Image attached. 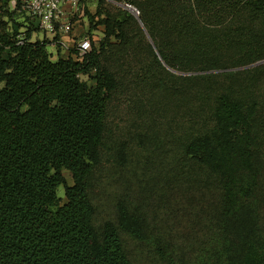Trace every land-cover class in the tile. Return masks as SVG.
Returning a JSON list of instances; mask_svg holds the SVG:
<instances>
[{
  "label": "trees",
  "instance_id": "obj_1",
  "mask_svg": "<svg viewBox=\"0 0 264 264\" xmlns=\"http://www.w3.org/2000/svg\"><path fill=\"white\" fill-rule=\"evenodd\" d=\"M11 1L0 0V264H134L121 231L150 242L141 214L119 198L116 220L98 229L89 193L102 158L109 103L122 83L109 60L142 44L157 73L166 65L200 70L194 76L200 78L219 68L226 76L237 74L232 68L264 58V0H128L140 10L138 19L154 46L130 11L100 0L95 13L85 14L89 33L100 23L104 35L90 38L81 60L74 48V57L53 59L50 40L33 39L37 21L24 16L21 0L15 6ZM214 101L212 124L183 147L220 193L217 226L197 248L194 264H264L258 104L231 89ZM118 154L125 163V143ZM154 245L167 256L161 243Z\"/></svg>",
  "mask_w": 264,
  "mask_h": 264
},
{
  "label": "rangeland",
  "instance_id": "obj_2",
  "mask_svg": "<svg viewBox=\"0 0 264 264\" xmlns=\"http://www.w3.org/2000/svg\"><path fill=\"white\" fill-rule=\"evenodd\" d=\"M99 1L83 0L71 17L72 29L63 40L75 51L85 37L99 41L104 35V25L100 23L89 33L90 21L85 14L86 9L95 13ZM108 4L123 8L118 0ZM24 16L33 20L28 12ZM136 18L147 42L152 43ZM22 20L23 16L18 19ZM38 28L33 39L47 37L51 42L48 49L56 59L62 45L60 38ZM75 55L81 60L82 55ZM109 63L122 83L110 100L102 158L89 179L95 225L102 229L106 220L115 221L116 203L124 198L131 209L141 214L152 236L150 242H139L121 231L134 264H194L197 248L217 226L220 193L209 172L185 157L184 144L212 124L211 111L220 91L231 89L246 101H256L257 155L263 170L260 192L264 202V58L232 68L237 74L226 76L219 68L205 78L194 77L204 73L200 70L184 72L166 65L165 71L157 73L152 56L142 44L124 56H112ZM198 66L201 64L193 65ZM148 67L156 70L146 75ZM83 78L94 84L88 75ZM122 143L126 144L125 163L120 162L118 154ZM64 174L72 183L71 173L64 170ZM57 191L65 195L63 185ZM157 242L167 256L157 250Z\"/></svg>",
  "mask_w": 264,
  "mask_h": 264
},
{
  "label": "built area",
  "instance_id": "obj_3",
  "mask_svg": "<svg viewBox=\"0 0 264 264\" xmlns=\"http://www.w3.org/2000/svg\"><path fill=\"white\" fill-rule=\"evenodd\" d=\"M83 0H21V5L39 27L48 33L58 34L61 31L69 32L73 22L71 17L79 10ZM115 2L116 0H106ZM120 5L138 17L140 10L128 0H118ZM63 45V42L60 40ZM87 45V47H85ZM77 53L85 54L90 49V38L85 37L84 43L76 46Z\"/></svg>",
  "mask_w": 264,
  "mask_h": 264
},
{
  "label": "crops",
  "instance_id": "obj_4",
  "mask_svg": "<svg viewBox=\"0 0 264 264\" xmlns=\"http://www.w3.org/2000/svg\"><path fill=\"white\" fill-rule=\"evenodd\" d=\"M69 32H70V31H69ZM69 32L61 31V32L58 33L60 40L63 42V45H61V50H60V53H57V57H58L59 55L64 56V57H67V56L71 55V56L74 57V53H73V52H74V51H73V45H72V44H69V43H67L65 40H63V36H64L65 34L69 33ZM46 34H48V32H47ZM74 35H75V34H74ZM84 39H85V38H84ZM84 39L81 40L80 43H84ZM62 48H63V49H62ZM64 48H67V49H66L67 51H66L65 53L63 52V51H64Z\"/></svg>",
  "mask_w": 264,
  "mask_h": 264
},
{
  "label": "clouds",
  "instance_id": "obj_5",
  "mask_svg": "<svg viewBox=\"0 0 264 264\" xmlns=\"http://www.w3.org/2000/svg\"><path fill=\"white\" fill-rule=\"evenodd\" d=\"M12 5H15V0H12ZM85 47H87V45H85Z\"/></svg>",
  "mask_w": 264,
  "mask_h": 264
},
{
  "label": "water",
  "instance_id": "obj_6",
  "mask_svg": "<svg viewBox=\"0 0 264 264\" xmlns=\"http://www.w3.org/2000/svg\"><path fill=\"white\" fill-rule=\"evenodd\" d=\"M153 46H154V42H152Z\"/></svg>",
  "mask_w": 264,
  "mask_h": 264
}]
</instances>
